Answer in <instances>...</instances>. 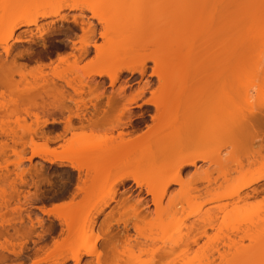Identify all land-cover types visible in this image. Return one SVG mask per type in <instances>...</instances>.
I'll return each instance as SVG.
<instances>
[{
	"label": "bare ground",
	"instance_id": "obj_1",
	"mask_svg": "<svg viewBox=\"0 0 264 264\" xmlns=\"http://www.w3.org/2000/svg\"><path fill=\"white\" fill-rule=\"evenodd\" d=\"M90 1L98 2L99 0H87V2ZM105 1L109 0H102L103 3ZM201 1H198L200 2L199 6L196 5V3L195 5L190 4L192 7H189L187 5L188 0H159L157 2L155 1V9L159 8V10L161 11L165 10V15L163 14L164 12L162 13L163 15L161 14L162 16H160L159 13L158 17L154 18L153 21L150 20L149 22H147L149 25H145L146 27H144V29L148 30L150 26L149 30H154V36L156 34V39H154V42H166L164 44V47H168V49L170 47V49L168 55L165 53V49H163L165 52L160 50L158 51V53L155 52L157 53L156 55L152 53V56H156L159 59H156L155 57L149 59L155 65L153 71H156V77L158 78L159 82V86L156 90L155 96H152L150 92L148 93L150 95V99H152L153 101L151 104H139L138 102L146 94L144 90L148 89L147 86H145L141 90H138L137 92L135 91V93L133 92L134 94L129 97L124 94L125 92L123 87L119 89V91H117L115 95L107 97L105 96L107 101L105 102L104 107H100V99L102 98V93L98 92V88H100L101 86L99 87L98 84H95L93 87H90L87 84L88 93L91 97L93 96L96 101V103L92 105L93 112L91 113V117L87 120V125L85 127H81L82 129H86L88 131V135L86 133L78 134L74 132V134H71V138L65 140V144L62 146L61 152H57L54 149L51 151L41 152L40 160L50 166L57 165L59 167H68L79 174L81 172V169L86 170V179L88 180L89 184H85V180H83L81 183L79 182L80 184H77L80 189L79 193H82L83 195L82 197L84 202H82V204H85V199H89L92 193H94L95 190H98L100 188L99 184L102 183L104 179H108L107 177L111 175L113 167H116L118 165L120 166V168L119 170L117 169V173L114 174V186L123 185L125 182L131 181L132 184H134L137 188H140L136 184V180L138 179L140 184H142L143 187H145L146 189L145 195L151 197V203L154 207V219L156 218L158 220V223L156 219L154 220L152 218L149 220V224L148 218L146 219V214L148 213V215H150V212L143 211L141 208L145 206H139L141 203L135 202L134 204H131L128 208L124 207V203H120L119 207L121 206L123 212L116 213L118 214V217L116 216L117 219L109 216L110 218L108 222L104 223L106 224L103 229L104 232L100 234V236L102 235L103 237V246L101 248L104 253L103 257H101L100 252H97L94 247L87 249L83 254H81L78 250L80 249L81 245L79 244V247H76L77 250H74V252H72L73 255L71 254V257L75 263H77V261L81 259V256L88 257L93 255L95 257L94 264H96V262H98L101 258L106 261H114L115 264H118L119 262L128 264L130 260L133 259H130V257H134L133 255L130 256L129 254L131 248L137 246L141 249L140 254L134 257V259L132 260L134 263L132 264H137L139 262L138 257L142 256L144 253L150 255L151 258L149 260L148 255H146V257H148L146 261H149H144L143 263V260L141 259L140 264H215V257L211 255L209 256L211 258L210 259L206 255V253H202L200 256L198 254L192 253L193 257L191 259V256H189L190 249H188V247H190L189 245L191 243L196 244L199 238L196 237V234H194V237H190L192 239L186 237L189 236L187 234H189L191 230H187L186 236H181L179 235L180 233L177 234L179 230H177L176 227V225L181 224L183 220L189 218L195 219L194 217H196L200 213V206L204 204V202H201V204L197 201L198 204L195 208L192 209V205L196 202L194 199L197 198V196H195V198L194 196L190 197L189 193L191 190L189 184L191 185L193 180L195 181V179L197 178L199 180L208 182V184H210L209 182L211 180H209L208 176H205L202 173V176H200V174L198 173L196 175H193V177H189L190 179L188 180H183L181 178V171L187 167H196L198 162H207L216 165L219 161L220 149L225 147L227 143L230 142H228L227 140H223L224 137L220 135L221 132L223 135L227 126H223L222 123H228L227 118L228 114H230L228 107L229 98L227 91L225 90V88L227 87L225 86L226 82L229 81V79L227 78L228 76L225 74L226 72H223L224 70L219 68L221 64L218 67L219 60L217 59H219V56L215 55L217 54V52L215 53L217 48L222 47L220 49H223L224 45L226 48V44H222V42L225 43V39L221 41V38H227L225 35H229L231 33L230 31H228L229 27L227 29L226 26V19H228L226 18L227 13L225 14L224 12H222V10L226 11L228 9L227 5H229V3H225L227 0H203L202 2L205 4L201 5ZM211 1H215V4L216 2H218L217 7L219 6L218 8L220 9L218 12L215 11L218 9L214 10V5H212L213 2L211 3ZM255 1L257 3V0ZM27 2L32 5H40V7H33L31 9H27V11L24 12L26 13V16H31L30 22L28 20H25L23 23L18 24L17 22L20 21L23 17L16 21L0 22V26H8L7 35L15 34L16 30L20 28L30 27H34L35 29H37L38 33H40L41 35L44 33H47V35H51L53 33L52 22L50 21L43 24L45 28L42 29L43 27H41V25H38L41 20H48L51 17L59 16L60 11L63 9H67L69 11L74 12H77V10L72 8L62 9L59 7H44V5L54 4L55 2L56 3L54 5H60L63 4V2H70V4L84 3L86 2V0H24V4H27ZM184 2H186L185 7L183 5ZM4 3L13 5L21 4V2H18V0H4ZM143 8L147 9L146 7H142V9L140 8L142 12L140 13V15L148 12V9L144 10ZM19 10L20 9L16 7H6L3 9L4 12H8L11 15L18 14ZM220 11L222 13H220ZM79 12L83 13L86 12V10H80ZM216 13L219 15H217ZM215 17H217V19ZM60 18L63 22L69 21L68 17L60 16ZM83 18L85 17L81 14L79 16L71 17L70 19H72L71 22L75 25H80V29H87L85 34H89L92 38L95 35V31L91 27L92 24L87 20L85 21ZM157 19H159L160 21H157ZM187 24H190L191 26ZM186 26H188V29ZM156 27L159 29H154ZM158 30L162 31L159 32ZM151 31H148V33L151 34ZM157 31L158 33H156ZM231 31L233 30L231 29ZM27 32V30L24 31V33ZM108 34L109 28L107 31V35ZM239 37L240 36H238V38ZM168 39L170 41H168ZM217 39L218 42L216 41ZM199 40L200 42H198ZM235 40L237 41V38ZM15 42H23V40H21L20 38H16ZM32 43L36 44V41ZM71 47L74 50V44ZM0 48L1 50L3 49L2 44H0ZM10 50L11 46L9 45V51L7 53L3 51L0 52V98H4V96L9 97V100H4L3 102H0V158L8 159L10 156L14 157V160L12 161L7 159L5 160L4 169L6 170L8 169L10 162L13 169H19L16 166V157L19 153L27 151L26 148L28 147H26V138L28 144H30L32 139L35 138L37 141L42 142L45 148L47 146L50 148V144L52 143V141H54L50 136L51 132L56 128H54V126L59 123L58 121H60H57L55 119V116L57 114L58 116L62 115L65 112L72 114V110L69 109L70 106H65L67 102H78L79 104H81L82 108H88L87 106L89 105L85 103V100H81V95L84 93L83 88L87 85L83 83V79L75 75L76 73L72 75L74 76L73 78H69L63 73H53V71L50 69L49 64H43V61L49 60V57L46 56L43 52L36 53V58H34V60L26 58L27 62H33L36 66L30 71L24 72L22 71L24 66L22 65L23 67H20L16 64L17 57L11 58V64L7 63ZM78 52L79 53L77 57L73 56V68H76L78 61L88 54L89 44L84 43L83 45H81L78 49ZM159 52H162L163 54L165 53V56L168 57H164L163 54L160 56ZM148 57L149 56H146L145 58L140 59V61L131 60L125 63H123L122 61H118L117 65L121 63V69H125L126 71L130 72L137 71L140 75H143L145 69V62ZM184 58H191V60L189 59V62L187 64H185L186 62L184 61L185 65L182 66V64L179 66L178 64L182 62ZM222 60L224 61V59ZM58 61L60 63H67V59H63L62 61L59 59ZM135 61H137V63ZM138 63H140V67L136 68ZM224 63L225 62H223L222 64L224 65ZM134 65L135 67H133ZM47 69L49 70L47 71ZM220 70H222L224 74H222ZM84 75L86 77H90V75H95L97 77L107 75L109 85L111 87L114 86L115 82L119 78L118 73L109 74L105 71H92L87 72ZM55 80L63 81L65 83V86L58 85ZM250 80H252L251 83L252 85H254L253 78ZM255 80H257V78ZM75 81H78L79 87L81 88L77 87V89L76 86L74 87L72 85V83L74 84ZM65 87L72 90L71 92L73 94H71L70 91H66ZM95 91L96 94L94 95ZM72 96H78L80 100L78 98V101L74 100V97L72 99ZM55 102L57 103V106L55 105ZM142 107L154 108V114L148 116L153 124L151 126H144L146 131L139 132L138 134L136 132L139 131L140 125L143 123L147 115L143 112L139 115L135 122V119H133L134 116L132 115L133 113H131V109H141ZM111 114H114L115 116H110L111 119H116L117 117V119L115 120L116 122L113 121L114 124L108 120L109 115ZM249 114H252L250 113V110ZM49 116L52 117L51 122L48 119ZM73 116L76 119H80L79 114H74ZM254 116L255 115H253V118L249 116V119L247 114L244 115L243 118H246V122L242 120L243 122H245V124L242 123V125H244L245 127L248 123L250 125L253 124L252 122L254 120L258 121V117ZM251 119H253V121ZM162 120L165 121L162 122ZM166 120L168 122H166ZM213 121L215 122L213 123ZM71 122V118H68L65 123L66 127L64 128V134L68 132L70 133L76 128H78H74ZM239 126H241V124ZM212 127H215V130H213ZM117 129L121 130L117 134V136L110 135L104 138L95 136V138H92L93 132L101 130L113 131ZM128 129H130V131H127L125 133L124 130ZM216 129H218V131H216ZM133 133L136 134L134 135ZM57 139H59V137ZM28 149L30 150V148ZM207 149H213L215 151L211 154H206L204 153V151H206ZM73 162H75L76 164L75 169L72 168ZM126 163H128V165L130 164L131 166L134 164L136 166L141 165L143 167L144 165L145 169L147 168L152 170V174H154L155 178L151 179L150 177H148L146 178V180H144L142 176H140V174L138 173L129 171V169H121L122 165H127ZM128 165L124 167L128 168L130 166ZM237 166L238 168L242 167V163L237 162ZM31 169L19 170L17 173L14 172V175L20 180L18 184L19 186H27L26 181L23 179V177L26 175L36 177L37 179H40L39 181L40 183H42V178L44 177L42 167L34 166ZM6 172L7 173L5 174H1L3 175L1 176L2 178L0 177L2 181H0V183L3 184V187H0V238L2 239L4 237H6L7 239V236H10L9 228H12L13 226L11 225L12 220H5L4 216L7 213L17 214L19 216V222L22 223L20 214L22 213L23 205H25L27 201L33 202V200H35L36 198V196L34 197V195L33 197H30V195H25L23 197L20 196V193L18 191L20 190V188H16L15 179L9 181L10 173L8 170ZM129 177H131V180L129 179ZM194 177L197 178L194 179ZM243 179L238 181L236 185L233 186V189L227 193L224 192L220 195L214 194L212 191H209V194L213 196L209 201L213 202L240 198L241 194L245 190L253 187L260 181L264 180V172H258L255 177H252L248 181H244ZM223 181H228L225 174L223 175ZM154 185H158L157 188L154 187ZM171 186H178L179 189L174 193L168 194V188ZM114 189L116 188H113V191L110 192L108 202H105L104 207H106L108 203L114 201V196L116 194V191ZM250 191L251 194H257L258 189L253 188ZM74 194H78L77 188ZM167 194L168 200H166V203L164 202V205L163 199ZM20 197L24 199L23 205L22 203H20ZM14 200L17 201V204L15 203L16 206L14 208H10V203ZM127 200L128 199L124 201L123 199L122 202H125L126 204ZM81 201H78L77 204L71 203L67 207L60 209H55L53 206L49 210L57 215H62V213H65V211L70 212V210L71 213H75V211L81 213L83 211H81L82 204L78 207V205L80 204L79 202ZM184 204H186V206L189 205L191 207V210L186 212L184 210ZM228 205L229 203H224L219 207L216 206V211L214 212H222L224 209L226 211ZM77 207L78 209H80L81 207L80 212L77 211ZM104 207H100L99 209L95 210L94 216H99L102 213ZM212 208L214 209V207ZM212 208V213H214ZM235 208L240 209L238 207ZM130 209L131 214L129 212ZM237 209H233V211L231 210L232 213L234 212V210L235 213L238 212ZM209 210L208 212L211 211ZM126 211L129 212L128 215L125 214ZM227 212L223 213L229 214ZM210 215H205L206 218L202 217L204 219H202L201 221H199L198 218L197 220H195V223L196 221L198 225H203L205 223L206 226L211 228L213 226V223L215 222V218L211 217ZM59 217L60 216H57L58 219ZM168 217H170L169 220ZM79 219L80 218H78L76 222L81 221V219ZM60 220L61 217L59 221ZM170 220L175 221L173 226L174 228L176 227L177 232L174 228L172 230H175V232L168 230V232L173 233L171 235L170 233H167V237L169 235L170 236L168 238H165V231L167 229L166 224ZM65 222L66 220L64 221V223ZM83 222L84 220L81 221V223ZM93 223L94 221H91L90 224H88L89 227L87 229L90 232L92 231ZM195 223H192V227H194ZM37 224L41 225V221H37ZM120 224L123 225V232H110L113 225ZM261 224L262 223L258 225ZM129 225H131L130 228ZM143 225H146V228L149 225L147 229L151 228L150 232H153L157 236L154 237L152 234L149 235L150 232H148L149 237L143 236L142 231L145 229ZM66 226H68V228L66 227V229L68 230L67 233H72V228L74 227L72 226L70 230L71 222ZM196 226L197 225L195 224V227ZM84 227L85 226L83 225L81 229H83ZM192 227L188 226L189 229ZM13 228V230L15 231L14 226ZM202 228L203 231L200 230L201 234L197 233L199 237L201 235H205L204 230L206 227L204 228L202 226ZM130 229L133 230L135 238L133 237L134 235H131L129 233ZM194 230L196 229L194 228ZM83 231L84 229L82 230V233H84ZM15 232H18V229ZM141 236H143L145 240H143L142 244H140V242L138 243L136 240L137 237ZM184 237L187 238L188 241L185 240ZM6 239L4 238V243L0 242V250L2 251L6 250L8 246L7 244L9 241H7ZM233 244L234 240L229 246H232ZM86 245H81L82 249H86ZM139 245H141L142 247ZM214 253L217 254L216 259L219 260L218 264H259L261 259H264V247L261 250L250 249V251H244V249L240 250L239 248H237L236 251L231 255H228L229 251L228 253L221 252L217 248ZM230 256L231 258H229ZM135 259H137L138 261H136ZM129 264H131V262Z\"/></svg>",
	"mask_w": 264,
	"mask_h": 264
},
{
	"label": "rangeland",
	"instance_id": "obj_2",
	"mask_svg": "<svg viewBox=\"0 0 264 264\" xmlns=\"http://www.w3.org/2000/svg\"><path fill=\"white\" fill-rule=\"evenodd\" d=\"M155 1L157 2L159 0H109V1H105L104 3H116L120 5H125V6L104 10L107 13V19L110 21V25L108 27L109 34L107 35V39L102 40L100 42L101 47H100L99 55L96 54L95 47H91V48L89 47L88 54L78 61L76 68L72 67L73 61H74L73 56H76V57L78 56L79 47L83 45L84 43H88L87 40L88 38H91V37L89 34L88 35L85 34L84 37H80V39L84 40V43L77 44L74 39V37H76L77 35L75 29L77 27L80 28V25H75L74 23H72L71 22L72 19L70 18L79 16L82 14L85 17L83 19L85 21L86 20L89 21L92 24L90 25L94 29L95 34L97 33L98 29L101 28V26L99 25L98 21L93 23L91 17L87 15L86 12H83V13L78 12L77 14L76 11L75 12L69 11L67 9L61 10L59 13V16L51 17L48 20H41L38 23V25L39 26L41 25V27H43L42 29H44L45 27L43 24L51 21L53 35L52 34L47 35V33H44L41 35L40 33H38V30L35 29L34 27L20 28L16 30L15 32L16 38H20L21 40H23V42H15L16 40L15 38V40L10 43L11 50H10L8 58L17 57L16 58L17 66L21 67L23 65L24 67L22 66L23 67L22 71L24 72L30 71L36 65L35 63L27 62L26 60L27 59L34 60V58H36V55H35L36 53H42V52L45 53V50L42 49L41 47L40 41L44 37H47L49 41L51 40L50 42H54L53 47H60V46L63 47L64 52L63 53L58 52L57 57L63 56L65 60L67 59V63L66 64L60 63L58 61L59 59H57L56 62L53 63L52 59L49 57V60L43 61V64L44 63L49 64L50 69L53 71V73L54 72L63 73L69 78L71 77L73 78L74 76L72 75L76 73L75 75L83 79L82 81L86 85L88 84L90 87H93L95 84L96 85L98 84L99 87L101 86L100 88H98V92L102 93V98L100 99V102H101L100 107H104L105 102L107 101L106 99L107 96L115 95L116 92L119 91V89L123 87H124V92H125L124 94H126L127 97L135 93V92L133 93V89H136V92H137L138 90L143 89L145 86H147L149 90L153 89L154 87L157 90L159 86L158 78L156 76L155 77L152 76V71L154 70L155 65L149 59L154 58V57L156 59H159L156 56H152L153 55L152 53L156 55L158 51L160 50L164 51L163 49H165L166 52L165 51L164 52L168 55L170 47L169 49L168 47L166 48L164 47V44L166 42H158V43H156V41L154 42V39H156L155 38L156 34L154 36V32H153L154 30L152 28L151 29L153 31L149 30L150 26L149 28L147 27L148 30L144 29V27H146L148 24L147 22H149L150 20L153 21L154 18H157L159 13H160V16H162L163 14L165 15V12H164L165 10H163L162 8L161 9L163 11L159 10V8L155 9V5H154ZM198 1H201V0H197V1L188 0L187 5L189 7H192L191 5L192 4L195 5L196 3V5L199 6L200 2ZM18 2L24 3V0H18ZM100 2H102V0L98 1V3ZM212 2L213 1H211V3ZM217 3L218 2H216L215 4V1L212 3V5H214V10L218 9V10H215L216 12L220 10L218 8L219 6L217 7L218 5ZM225 3L226 4L229 3V5H227L228 9L226 7L228 11L226 10L227 11L226 12L222 10V12H224L225 14L227 13L226 18L228 19L226 20L228 23L226 22V26H227V29L229 27L228 31H230L231 33L229 35L227 34L225 35L227 38L225 37L223 39L221 38V41L225 39L224 40L225 43L222 42V44L223 45L226 44V48H225V45L223 46L226 50L224 48L220 49L222 47L219 46L220 48L216 49L215 53L217 52V54L215 55L219 56L218 57L219 59H217L219 60L218 67L221 64L222 68L221 66L219 68L224 70L223 72H226L225 74L228 76L227 78L229 79V81L227 82L225 81L226 82L225 86H227L225 90L227 91L228 98H229L228 107H229L230 114H228V118H227L228 123L227 122L225 124L222 123L223 126L224 125L225 126L227 125V126L226 128L224 127L225 131L223 135H222V132L220 135L225 138V139L223 138V140H227L228 142L229 141L230 142L227 143L225 147L220 149L219 161L217 162L216 165L207 163V162H198L196 167H187L181 171V178L183 180H186V179L188 180L190 179L189 177L191 176L193 177V175H196L199 173L200 176H202V174L205 176H208L209 180L211 179L212 182L210 180L209 182L210 184H208V182L199 180L197 177H194V179L197 178L198 180L195 179V181L193 180L191 185L189 184L190 190L192 191V192L190 191L189 195L190 197L194 196V198L195 196H197V198L194 199L196 202L194 201L195 204L192 205V209L196 207L198 202L200 203L204 202V204L201 203L202 205L200 206L199 215L194 217L195 219L189 218V219L183 220L181 224L176 225L175 223L177 230H179L178 232L176 230V227L174 228L173 226L175 221L172 220L173 221L172 222L170 220L166 224L167 229L165 231L166 232L165 238H168L173 232H175V230L177 234L180 233L179 235L181 236L183 235L186 236L187 230L188 231L191 230L192 233L189 232V234H187L189 236H186V237H189V238L191 236L194 237V234H196L197 235L196 237L199 238L196 244L191 243L192 245L190 244L189 245L190 247H188V249H190L189 256H191V259L193 257V254H198L200 256L202 253H206L208 257L211 255L215 257V262H214L215 264L219 263V260L216 259L217 254L214 253L217 248L221 252L228 253L229 251L228 255L229 254L231 255L232 253L236 251L237 248H239L240 250L244 249V251H250V249L261 250L264 247V180L260 181L253 187L245 190L241 194L240 198L213 201V202L209 201L213 197L211 194H209V191H212L214 194H220V195L223 194L224 192L227 193L231 191L233 189V186L236 185L238 181L242 180L244 176L245 177L243 180L248 181L252 177H255L258 172H264V102H263L264 101V10H262L260 7L261 0H257V3L255 0H227ZM27 4L29 3L27 2ZM63 4L64 5L70 4V2H65V3L63 2ZM202 4H205V3L202 2L201 5ZM183 5L185 7L186 2H184ZM142 7H146L148 9V12L140 15V13H142L141 12ZM147 9H144V10H147ZM26 11L27 10L20 9L18 14L11 15L8 12H4L2 10L0 11V16L3 17L2 19L3 22L16 21L26 16V13H24ZM222 12L220 11V13ZM60 16L68 17L69 21L63 22ZM215 18L217 19V17ZM158 20L159 19H157V21ZM187 25H190V24H187ZM0 27H2L3 32L7 35L8 26L1 25ZM186 27L188 29V26ZM186 27H185V30H186ZM154 29L157 30L159 28L156 27ZM231 29L233 31H231ZM25 30H27L28 32L24 33ZM148 31L149 32L151 31L152 33L149 34ZM158 31L156 33H158ZM238 36H240L239 37L240 39L238 38ZM235 37L237 38V41L235 40L236 39ZM35 41H36V44H33L32 42H35ZM168 41L170 40L168 39ZM216 41L218 42V39ZM198 42H200V40ZM217 42H216V45H217ZM95 43L96 41L93 40V46L95 45ZM73 44L75 47L74 50L71 47L73 46ZM171 44H172V39H171ZM29 45L32 47V49ZM0 52H2L1 48H0ZM222 52L226 57L222 54ZM165 53L163 54L161 52L160 56L163 54L164 57H168V56H165L166 55ZM146 56H149V57L147 58L145 62V67H144L145 69H144L143 75H140L139 72L137 71L130 72V71H126L125 69H121V63L117 65L118 61L119 62L122 61L123 63L131 61V60L140 61V59L145 58ZM222 56L225 58H223ZM22 59H25V60H22ZM186 59L184 58V60L180 62L178 65L180 66L183 64L182 66H184L185 64L189 62L188 61L189 59L191 60V58H186ZM222 59H224V61ZM184 61L186 62L185 64H184ZM135 62L137 63V61ZM223 62H225L224 65L222 64ZM139 64L140 63H138V65ZM138 65L136 68L140 67V65L139 66ZM133 67H135V65ZM48 70L49 69H47V71ZM222 70L220 71L222 72ZM92 71H105L106 73H109V74L118 73L119 78L115 82L114 86L111 87L109 85V80H108L107 75H104L102 77H97L95 75H90V77H86L84 75L85 73L92 72ZM223 72L222 74H224ZM137 75H139V79L136 78ZM252 78H253L254 85H252L251 83L252 80H250ZM256 78L257 80H255ZM55 81L58 83V85L65 86V83L63 81H58V80H55ZM72 85L74 87L76 86V88L77 87L81 88L79 87L78 81H75L74 84L72 83ZM88 85L83 88L84 93L81 95V98H82L81 100H85V103L87 105L89 104L87 106L88 108H85V107H84L85 109L82 108L81 104H79L78 102L77 103L67 102L65 106L66 107L70 106L69 109L72 110V111L70 110L72 114L65 112L62 115H59L60 117L58 116V114L55 116L56 117L55 119L57 121L58 120L60 121H58L59 123L56 126H54V128L55 127L56 128L55 129L53 128L54 130H52L51 135H50L51 138L54 140L50 144L51 149H54L57 152H61L62 146L65 144V140H68L69 138H71L72 136L71 134H74V132L78 134L88 133L86 129H82L81 127H85L87 125V120L91 117V113L93 112L92 105L96 103L93 96L91 97L87 91ZM65 90L70 91V93L73 94L71 92L72 90H70L69 88L65 87ZM95 94H96V91L94 92V95ZM73 97H74V100H77V98L80 100L78 96L77 97L72 96V99ZM4 100H9V97L4 96V98L2 97L0 98V102H3ZM139 104H142V102H139ZM55 105L57 106L56 102H55ZM249 110H250V113L252 114H249ZM143 112H145L146 115H153L154 108L153 107H142L141 109L140 108L131 109V113H133L132 115L134 116L133 119H135V122L137 118L139 117V115L142 114ZM73 113L75 115L79 114L80 119L78 118L76 119L73 116L74 115ZM242 114L244 115L247 114L248 117L250 116L251 118H253V115H255L256 117H258L259 120L253 121V119H251L253 121L252 122L253 124L250 125L248 123L247 126L244 127L242 123L245 124L246 118H243L244 115ZM110 116L115 117L114 114L109 115L108 120L111 121L112 123L113 121L116 122L115 120L117 119V117L116 119L115 118L111 119ZM68 118H71V121H72L71 123L73 127L74 128L78 127L79 129L76 128L72 132L70 133L68 132L64 134L65 132L64 128L66 127L65 123L68 120ZM242 120L245 122H243ZM164 121L165 120H162V122ZM166 122L168 121L166 120ZM214 122L215 121H213V123ZM152 124L153 123L150 121V118L145 117L144 122L140 125L139 131H137L136 133L139 134V132L146 131L144 126L146 125L151 126ZM240 124L241 126H239ZM213 130H215V127L213 128ZM120 131L121 130H118V129L113 130V131H109V130L96 131L92 133V138H95V136L100 137V138H104L106 136L108 137L110 135L117 136V134ZM127 131H130V129L124 130L125 133ZM216 131H218V129H216ZM136 133H133V134L135 135ZM228 133H230V135H227ZM58 137L59 139H57ZM26 149L27 151H30L28 148ZM213 149L212 150L207 149L206 151H204V153L211 154L215 151ZM6 159L7 158H0V177L3 176L1 174L7 173L6 172L7 170L9 171V166L7 170L4 169ZM7 160L12 161L14 160V157L10 156ZM237 162L242 163V167L238 168ZM27 163L29 164V167L27 169H20V168L13 169L12 167V170L9 171L10 173L9 181H12L15 179L16 188L17 189L20 188V190H18L20 193V196L23 197L25 195H30V197H33L34 195V197L36 196V198L35 200H33V202L27 201L25 203L26 205L25 206L23 205L24 199L20 197L19 199L21 200L20 203H22L23 205L22 213L20 214L22 223L19 222V216L17 214L7 213L4 216L5 220H12L11 225L15 227V231L18 229V232H15L13 230L14 229L13 226L12 228L11 227L9 228L10 236H7V239L6 237H4L7 241H9L7 244L8 246L6 245L7 246L6 249L8 251L0 250V264H17V261H19V264H27V262L28 264H32V262H35V264L37 262H38L37 264H55V263L77 264L73 261L71 254L72 252H74V250L75 251L77 250V248L79 247L78 246L79 244L81 245L87 244L85 247L86 249L84 248L82 249L80 245L81 250L80 249L78 250L81 254H83L87 249H90L93 247L94 249H97V247H99L100 249L102 248L103 241L101 240L97 242L95 240V237L97 235L100 236V234L104 232L103 229L106 226V224L104 223H107L110 217L116 218V216L118 217V214L116 213L123 212L122 211L123 209L121 208V206L119 207L120 203L122 204L124 203L125 205V202H122L123 199L124 201L126 199H132L133 200L132 204H134L135 202H139L142 205L144 204L143 206L145 207L141 209L145 212H150L149 213L150 215H148V213L146 214L147 215L146 219L148 218V221L152 218L154 219V211H153L154 207L151 203V197L145 195L146 193L145 187H142L141 189L137 188L134 184H132L131 181H127L123 185L114 186L115 184L114 174L117 173L116 172L117 169L119 170L120 168L119 165L116 167H113V170L111 171V175L107 177L108 179L106 180L104 179L105 181L103 180L102 183L99 184L100 188L98 190H95V192L92 193L90 198L88 197L89 199H85V204H82V202H84L83 198H82V201L81 199L78 200V201H81L79 202L80 204L78 205V207L82 204L81 206L82 209L81 207L80 209L81 211L83 210L82 211L83 213L81 212L83 215L76 211L75 213L74 212L71 213V210H70V212L65 211V213H62V215H57L53 213V215L47 216L44 219H33L37 211H42V209H38L36 207V204L39 202H42V200L44 199L51 202L52 200L55 199V196H51V197L47 196L42 188V183H40L39 181L40 179H37L36 177L30 176V175H26L23 177V179L27 183V186H24V187L19 186L18 184L20 180L14 175V172L17 173L19 170H28L36 166V167H42L44 176H47L49 173H52L53 175L62 176L65 180L66 194L69 199L74 195L76 188L78 186L77 184L79 182L81 183L83 180H85V184L86 183L89 184V182L86 179L87 177L86 170H83V172L82 173L80 172L79 174L76 171L68 167H59L57 165L50 166L47 163H44L40 159L38 160L37 163H32L31 161L30 162L27 161ZM126 164L128 165V163ZM127 165L125 164L122 165L121 169H125V170L129 169V171L138 173L140 174V176H142L144 180H146V178L148 177H150L151 179L155 178L154 174H152L153 173L152 170L147 169V168L145 169L144 165L142 167L141 165L136 166L133 164L134 166L133 165L131 166L129 164L130 166L128 165L129 167L125 168L124 166H127ZM54 169H55V172H53ZM224 174L226 175V178L228 179V181L226 182L223 181ZM1 178H0V181H1ZM126 185H127V188H125ZM157 186L158 185L156 186L154 185V187L156 188ZM0 187L1 188L3 187L2 183H0ZM113 188H116L114 189L116 191V194L114 196V201L108 203V205L104 207L105 202H108L109 194L111 191H113ZM253 188L258 189L257 194H251L250 190ZM134 189H135V193H133ZM178 189H179L178 186H171L168 188L167 193L168 194L174 193ZM36 193H39V195L38 196L35 195ZM168 194L163 199L164 205L166 203V200H168ZM78 201H73L72 203L77 204ZM56 202H60V201H56ZM15 203L17 204L16 200L11 202L10 208L11 207L14 208L16 206ZM224 203H229L226 211L224 209L222 212L219 211L221 213H219L218 211L215 213L214 211H216L215 209L216 206L219 207L223 205ZM232 204L233 205L235 204V205L233 206ZM49 206H51V203L49 204ZM187 206L186 204H184V210L186 212L191 210V207L190 206L187 207ZM100 207H104L102 213L97 217L94 216L95 210L99 209ZM212 207H214V209ZM235 207H238L240 209H237ZM211 208L213 209V212L215 214L212 213ZM80 209H78L77 211L80 212ZM233 209H237L238 212L235 213V210H234V212L232 213ZM208 210L211 213L208 212ZM129 212L126 211L125 214L128 215ZM223 212H227L229 214H225ZM207 214L215 218L214 219L215 222L213 223V226L211 228L206 226L205 223L204 224L201 223L203 225L199 224L200 226L198 225L197 221L195 223V220H197L198 218H199L198 220L201 221L202 219L206 218L205 215L209 216ZM57 216L61 217V220H60L61 222L59 221L60 217L58 219ZM78 218H80L81 221L84 220L83 223L79 221L80 225H79V222H76ZM169 219L170 217H168V220ZM65 220L67 223L66 222L64 223ZM37 221H41V225H38ZM91 221H94V223H93L92 231L90 232L88 231L87 228L89 227L88 224H90ZM156 221L158 223L157 219ZM70 222H71L70 230L72 226L74 227L72 228L73 232L67 233L68 230L66 229V227L68 228V226L66 225L69 224ZM191 222L195 223L199 227L197 226L195 227V224H194V227H192ZM260 223H262L263 225L262 224L258 225ZM149 224H150V221H149ZM83 225L85 226L83 228L84 233H82L83 229H81ZM188 226L192 228L189 229ZM202 226L204 228L206 227L204 230L205 235H201L202 237L201 236L199 237L198 234H201V231H203ZM130 227L131 225H129V228ZM143 227L145 228L142 231L143 236L149 237V235L151 234L154 237L157 236L153 232H150L151 228L147 229L146 225H143ZM173 228L175 229L174 231L172 230ZM194 228L197 231L194 230ZM123 229H124L123 225L121 224L113 225L110 232L120 233V231L123 232ZM168 230L173 231V232H168ZM148 232H150V234ZM129 233L131 235H134L133 237L135 238V234L132 229L129 230ZM167 233L168 234L170 233L168 237H167ZM143 236L137 237L138 239L136 238L138 243L139 242L140 244L143 243V240H144ZM4 238L3 239L0 238L1 243L2 242L4 243ZM232 239L234 240V244L232 246H229L231 245V242L233 241ZM185 240H187V238H185ZM140 250H141L140 248H138L137 246H134L133 248H131V251L129 254L130 256L133 255L135 257L136 255L140 254ZM146 255L148 254L144 253L142 256H139L138 257L139 262L138 263L135 262V263L140 264L141 259L143 260V263H144V261H146L148 257L150 260L151 258L150 255H148V257H146ZM134 257H130V259L131 258L134 259ZM229 258H231V256ZM137 259L135 260L138 261ZM132 260H130L131 264L134 263ZM79 261L81 262V264H94L95 257L93 255L88 256V257L81 256V259ZM128 262H129V259H128ZM118 264H127V263L119 262Z\"/></svg>",
	"mask_w": 264,
	"mask_h": 264
},
{
	"label": "snow or ice",
	"instance_id": "obj_3",
	"mask_svg": "<svg viewBox=\"0 0 264 264\" xmlns=\"http://www.w3.org/2000/svg\"><path fill=\"white\" fill-rule=\"evenodd\" d=\"M125 5H120V4H116V3H98V2H84V3H75V4H69V5H64V4H60V5H54V4H49V5H44V7H59V8H72V9H76L77 10V14L80 10H86L87 15H89L92 19V22H99V25L101 26L100 29H98L97 33L92 37V38H88L87 42L89 44V47H93V40L96 41L94 47H95V51L96 54L99 55L100 52V47H101V41L107 39V31H108V27L110 25V21L107 19V13L104 11L106 9H111V8H116V7H124ZM6 7H16L18 9H22V10H27V9H31L33 7H40V5H32V4H5L4 0H0V11H2L4 8ZM260 7L262 10H264V0H261V4ZM3 17L0 16V22H2ZM25 20H28L29 22L31 21V16H25L23 17L20 21H18L17 23H23ZM77 35L76 37H74L75 41L77 44H82L84 43V40L80 39V37H84L85 32L87 31V29H80L79 27H77L75 29ZM16 38L15 34L13 35H6L3 32L2 27H0V44L3 45V49L2 51L7 53L9 51V45L12 41H14ZM41 47L42 49L45 50V55L50 57L53 61V63L56 62L57 59H60L61 61L64 59L63 56H59L57 57V53L64 52V49L62 46L60 47H53V43L54 42H50L48 40L47 37H44L41 41ZM8 64L12 63L11 58H8L7 60ZM157 73L156 71H152V76H156ZM137 79H139V75H137L136 77ZM136 89H133V92H135ZM145 95L142 97V100L138 101V102H142L143 104H151L153 101L152 99H150L149 96V92L151 93L152 96H155L156 94V89L155 87L151 90L149 89H145ZM49 121H52V117L49 116L48 117ZM227 135H230V133H228ZM26 147L30 148V151H23L21 153H19L16 157V166L20 169H27L29 167V164L27 163V161H31L32 163H37L38 160L40 159L41 156V152L43 151H51L53 149L49 148L48 146L45 148L44 144L42 142L37 141L35 138L32 139L31 143L28 144L27 143V138H26ZM72 168L75 169L76 168V164L75 162H73L72 164ZM12 170V165L11 162L9 163V171ZM81 173L83 172V169L80 170ZM53 172H55V169L53 170ZM129 179L131 180V177H129ZM136 184L138 187L142 188L143 185L140 184L139 180H136ZM42 188L45 192V194L47 196H55V199L52 200L51 202H49L48 200L44 199L42 200V202H39L36 204V207L38 209H42V211H37L35 217H33V219H44L47 216H50L53 214L52 211H50L49 209L54 206L55 209H60V208H64L67 207L69 204H71L73 201H78L80 199H82V194H74L70 199L68 198L67 194H66V188H65V180L62 176L59 175H53L52 173H49L47 176H44L42 178ZM125 188H127V185L125 186ZM77 192H80L79 186H77ZM133 193H135V189L133 190ZM35 195H39V193H36ZM56 201H60V202H56ZM51 203V206H49V204ZM133 203L132 199H128L127 203L124 205V207L128 208L131 204ZM141 207H143V205H140ZM130 214H131V209H130ZM102 235L101 236H96L95 240L97 242L102 240ZM6 251H8L6 249ZM97 252H100L101 257H103L104 253L103 251L97 247L96 249ZM17 264H19V261H17ZM28 264V262H27ZM32 264H35V262H32ZM77 264H81L80 261H77ZM96 264H115L114 261L111 260H104L103 258H101L98 262H96ZM259 264H264V259H261V261L259 262Z\"/></svg>",
	"mask_w": 264,
	"mask_h": 264
},
{
	"label": "flooded vegetation",
	"instance_id": "obj_4",
	"mask_svg": "<svg viewBox=\"0 0 264 264\" xmlns=\"http://www.w3.org/2000/svg\"><path fill=\"white\" fill-rule=\"evenodd\" d=\"M134 109H137V108H134ZM145 113V112H144ZM150 116V115H147V117ZM144 122V121H143Z\"/></svg>",
	"mask_w": 264,
	"mask_h": 264
}]
</instances>
